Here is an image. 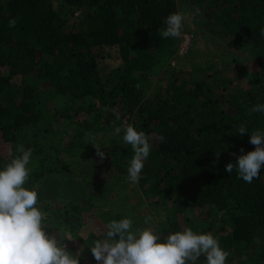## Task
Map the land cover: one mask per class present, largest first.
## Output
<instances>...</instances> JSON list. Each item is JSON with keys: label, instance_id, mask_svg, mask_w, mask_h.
Wrapping results in <instances>:
<instances>
[{"label": "trees", "instance_id": "obj_1", "mask_svg": "<svg viewBox=\"0 0 264 264\" xmlns=\"http://www.w3.org/2000/svg\"><path fill=\"white\" fill-rule=\"evenodd\" d=\"M54 1L0 0V170L20 155L18 146L33 149L24 186L37 191L45 231L57 239L61 229L74 235L76 215L88 211L76 199L94 204L110 169L108 181L127 179L134 155L131 145L114 143L104 150L106 170L94 164L95 153L66 157L69 127L93 134L114 130L128 116L149 137L138 184L166 212L152 228L158 242L191 228L218 239L229 252L225 264H264V166L251 183L236 167L225 171L241 149L255 150L250 134L264 131V113L249 114L264 105V0H185L197 15L188 32L192 57L202 51L200 34L210 33L255 61L257 75L236 86L205 57L189 68L172 65L181 36L165 39L159 30L180 12L177 0H58L57 7ZM107 48H115L119 64L106 62ZM52 98H65L62 107ZM79 98L89 104L73 114ZM241 124L248 133H238ZM51 130L58 133L52 143ZM3 144L10 146L7 156ZM54 191H70V200L54 206ZM76 242L82 244L64 241L68 250ZM196 264H206L205 257Z\"/></svg>", "mask_w": 264, "mask_h": 264}, {"label": "clouds", "instance_id": "obj_2", "mask_svg": "<svg viewBox=\"0 0 264 264\" xmlns=\"http://www.w3.org/2000/svg\"><path fill=\"white\" fill-rule=\"evenodd\" d=\"M185 18L182 12L170 14L164 21L166 28L159 30L161 37L179 38ZM15 24V19L9 21V27ZM253 112L264 113V105L253 106L249 114ZM121 131L120 127L114 128L116 135ZM123 131V141L131 145L134 152L127 178L136 184L150 153L149 137L131 124ZM238 133H248L244 124L240 125ZM158 139L162 141L164 137ZM249 142L255 150L243 154L241 149L242 154L236 162L225 167L230 174L236 167L239 178L247 183L258 178L264 166V131H253ZM91 144L103 160L105 153L101 147ZM17 152L20 155L0 170V264H80V256H73L64 243L65 240L73 241L72 235L61 229L60 236L65 239H57L56 235L45 231L43 221L47 213L37 207V191L24 186L31 171L27 165L33 149L20 145ZM152 219L147 216L144 223L150 224ZM105 227L106 238L97 239L90 246L98 264H196L202 255L206 264H225L229 256L211 233L197 234L191 228L177 231L168 235L164 242H158L160 237L151 227L133 229L130 217L113 219Z\"/></svg>", "mask_w": 264, "mask_h": 264}, {"label": "rangeland", "instance_id": "obj_3", "mask_svg": "<svg viewBox=\"0 0 264 264\" xmlns=\"http://www.w3.org/2000/svg\"><path fill=\"white\" fill-rule=\"evenodd\" d=\"M177 1L180 12L185 13L186 18L182 23L180 43L171 58V63L173 66L177 68H189L191 64L196 61H199L201 63V61H203L204 59L203 57H205L211 62H215L218 76H225L226 78H230L232 80L233 86L239 85L242 82H246L249 74L253 76L257 75L258 67L255 64V61L249 56L248 50L229 51L227 50L226 44L221 39L214 37L210 33H202L203 35L200 34L202 39H200L199 48L202 51L200 53H197L194 57L189 54L194 49L192 48L193 39H191L192 42L189 49L182 51V45L186 39L185 36L192 35L188 33L189 31L193 33L191 29H193V23L194 20H196L197 15L194 11V5L186 3L185 0ZM58 5L59 1H54V6L57 7ZM104 55L106 57V62L119 64L120 60L118 59V53L115 48H107ZM237 63H239L240 66L236 70L234 66ZM238 70H241L240 77L239 73H236V71ZM17 81H19V79ZM153 85L154 84L152 82L150 90H152ZM64 101L65 98H59L57 100L55 98H52L50 100V102L57 105V107L59 108L62 107ZM88 104V99L79 98L78 100H76L74 104L75 106L71 111L74 114L79 108L85 107ZM51 105L52 104H50V106ZM51 107H49L50 113H54ZM123 120V124L119 126L122 129L119 135L114 134L113 129L98 131L94 132L93 134L81 135L78 133L79 129L77 128V126L69 127L70 139L66 138L65 143H71L70 146L64 149V156L75 159L76 157H79L81 155L86 157L90 154L92 155L95 153L93 161L96 162H94V164H101L103 165V170H106L107 168L105 166L107 164L108 154L107 151L104 152V150L114 145V143L119 142L121 144H126L123 141V129L129 124H131L133 127L136 124V122L133 121V118H130L128 116H126ZM63 125H65L64 119H62L61 121V126ZM55 135L58 136V133L52 130L47 133V137L49 138L50 143H52L57 138L55 137ZM91 143L101 147V151L105 153V158L103 160H101V158L96 155V149ZM2 146L5 145L3 144ZM10 150V146H5L3 147L2 151H4L3 154L7 156ZM110 171H108V174H106L108 179L106 178L107 181H105L107 182V184L104 187L105 189L103 188L104 192H101V194H99L98 198L94 201V204H85L82 198L76 199L78 203L84 204L88 207V211L76 215L77 218L74 220L76 221V227L75 233L74 235H72V237L74 241H80L82 242V244L80 243V245L77 242L75 244H72L74 243L72 242L69 246V250L73 254V256H80V264H98V262L95 261L91 254L90 246H92L95 240L106 238L105 226L112 219L120 220L125 217H130L133 220V229H135L145 227L153 228L159 226L161 220L165 218L166 212L164 211V209L158 205H154L153 203H151L150 200L147 199L143 194V191L139 187L138 183L133 184L128 178L123 179L120 182H116L115 179L108 181L110 179ZM126 175L128 177V173H126ZM109 187H112L111 191ZM69 194L70 191H54L50 194L49 201L55 202L54 206H62L64 202L70 200L69 197H66ZM75 198L76 197H74V199ZM192 212H190V216H192L194 212L196 214V211ZM115 215L118 218H116ZM147 216H152L153 218L150 224L144 223V219ZM262 240L261 237H258L256 242L260 244L262 243Z\"/></svg>", "mask_w": 264, "mask_h": 264}, {"label": "built area", "instance_id": "obj_4", "mask_svg": "<svg viewBox=\"0 0 264 264\" xmlns=\"http://www.w3.org/2000/svg\"><path fill=\"white\" fill-rule=\"evenodd\" d=\"M185 37L186 39L182 45V49H183L182 51L189 49L191 44V35H186Z\"/></svg>", "mask_w": 264, "mask_h": 264}]
</instances>
